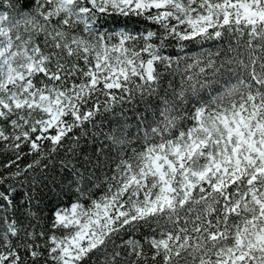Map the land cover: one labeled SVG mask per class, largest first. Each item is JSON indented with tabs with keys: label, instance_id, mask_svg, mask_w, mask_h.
Returning <instances> with one entry per match:
<instances>
[{
	"label": "snow or ice",
	"instance_id": "snow-or-ice-1",
	"mask_svg": "<svg viewBox=\"0 0 264 264\" xmlns=\"http://www.w3.org/2000/svg\"><path fill=\"white\" fill-rule=\"evenodd\" d=\"M0 264H264V0H0Z\"/></svg>",
	"mask_w": 264,
	"mask_h": 264
},
{
	"label": "trees",
	"instance_id": "trees-1",
	"mask_svg": "<svg viewBox=\"0 0 264 264\" xmlns=\"http://www.w3.org/2000/svg\"><path fill=\"white\" fill-rule=\"evenodd\" d=\"M110 28H121L124 27L129 31H138V30H142L144 27V24L136 19H125V18H116L115 20H113L111 22V24L109 25ZM203 49H207V50H214L215 49V45L212 42H207L204 43L202 46L197 44V45H190L189 46V51L190 52H198L201 51ZM176 51H179V49H176ZM95 191V190H94ZM75 199V197L73 196H62L60 198H55L52 200V202L49 204V207L52 209H55L58 206H62V207H68L70 205V203ZM48 215H50V213H48ZM139 235V234H138Z\"/></svg>",
	"mask_w": 264,
	"mask_h": 264
}]
</instances>
